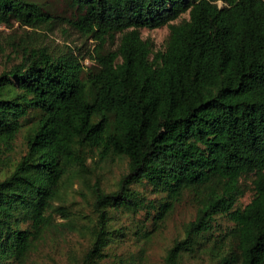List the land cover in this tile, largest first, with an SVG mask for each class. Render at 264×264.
<instances>
[{"label":"trees","instance_id":"16d2710c","mask_svg":"<svg viewBox=\"0 0 264 264\" xmlns=\"http://www.w3.org/2000/svg\"><path fill=\"white\" fill-rule=\"evenodd\" d=\"M68 1L70 25L96 41L91 65L67 47L36 44L0 72V153L21 132L26 144L0 178V264L25 263L64 182L95 156L125 159L127 171L115 189L93 193L81 264L139 236L136 215L159 228L187 191L203 196L165 264L218 234L224 216L232 226L213 237L211 264H264V0ZM52 16L35 0H0V24L43 28ZM164 25L155 50L140 29ZM116 35V48L104 51ZM249 176L253 196L237 206Z\"/></svg>","mask_w":264,"mask_h":264},{"label":"rangeland","instance_id":"374dc122","mask_svg":"<svg viewBox=\"0 0 264 264\" xmlns=\"http://www.w3.org/2000/svg\"><path fill=\"white\" fill-rule=\"evenodd\" d=\"M49 14L53 15L51 22L43 28H31L11 19L0 24V72L19 61L22 47L25 45H44L52 51L67 47L75 54L85 57V66L91 65L90 56L94 53L96 41L79 32L70 25L69 19L74 18L76 10L68 0H35ZM182 17H187L183 15ZM143 39L152 42L155 50L164 48L168 35L166 25L147 29L141 28ZM119 35L108 39L104 51L114 50L118 44ZM26 151L25 134L21 132L16 137L10 151L0 153V178L6 175L18 158ZM127 171L125 159H98L90 157L86 162V170L71 181L64 182L57 199L52 203V223L36 241L24 264H81L86 252L91 246L89 228L94 218L93 193L96 189L110 191L116 188L118 180ZM243 195L237 206L245 205L253 196L254 188L250 176L242 180ZM149 196H152L148 193ZM202 192L187 191L163 225L157 228L155 220H146L142 214L133 217L139 224L144 223L145 229L139 231V236L131 235L121 242L113 243L108 249V256L97 263L88 264H118L119 259H129L131 264H165V254L175 239L183 237V226L193 219ZM132 217L123 216L119 222L128 224ZM146 222V223H145ZM217 228L211 239L195 243L192 249L182 254L176 264H211L218 244L213 243V237H221L232 222L227 217L217 219ZM152 232L148 239V232ZM204 242V243H203ZM204 244V246H203ZM213 249L210 250V246ZM226 246L223 241L221 249Z\"/></svg>","mask_w":264,"mask_h":264}]
</instances>
